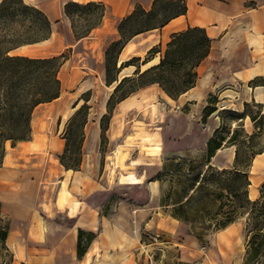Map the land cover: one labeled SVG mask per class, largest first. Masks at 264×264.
Wrapping results in <instances>:
<instances>
[{"label":"rangeland","instance_id":"374dc122","mask_svg":"<svg viewBox=\"0 0 264 264\" xmlns=\"http://www.w3.org/2000/svg\"><path fill=\"white\" fill-rule=\"evenodd\" d=\"M164 4L166 1L158 3L156 14L143 19L142 25L162 21L164 14L159 9ZM95 14L96 10L74 12L73 23L69 20L72 32L73 26L83 31L87 19ZM130 27L131 23H128L126 28ZM233 37L234 42L240 43L239 49L231 53L221 51L220 61L230 66L239 64L233 59L248 64V53L241 36ZM65 46L63 42L35 44L20 49V52L41 57L67 56L68 60L59 70L60 98L54 101V113L44 122L50 123L51 128L60 109L75 107L74 113L84 99H88L80 165L82 162V167L89 173V190L82 194L77 185L75 191L69 192L67 187L62 191L67 195L66 204L74 206L73 212L86 204L92 213L93 232L86 231L81 244L84 249L91 246V253L82 256L81 263L248 264L244 259L245 217L216 229L212 212L218 203L217 191L211 182L201 186L197 180L208 163L218 167H229L233 163L234 155L230 156L234 146L225 142L230 140L235 128L242 127L241 130L248 134L256 130L250 119H238L234 112L242 113L244 102L249 103L253 113L259 112L258 102L253 99L245 101L244 97L253 95L252 87L264 83V77H256L253 82L244 84L238 94H228L229 87L238 91L242 84L203 80L202 67H199L194 88L174 102H167L158 85L151 84L137 89L120 102H114L107 114V101L116 82L106 84L104 60L98 66L96 61L87 60L83 53H69ZM158 47L162 52L164 44ZM127 50L124 49L117 64L126 60L130 47ZM159 56L160 53L154 56L155 62ZM132 68L133 65L125 66L122 72L130 76ZM230 69L233 67H223L222 70L230 74ZM104 114H107L106 139L101 142L100 119ZM82 117L79 116L70 126L73 130L68 139L71 151L79 141ZM69 119L61 129L62 137H67ZM44 123L40 120L35 125L39 128ZM216 129L224 144L208 162L205 147ZM256 141L264 146V135ZM75 157L70 156L68 162ZM258 160L249 171L248 195L250 190L254 192L251 199L258 197L260 185L264 182V167L260 166L262 158L258 157ZM78 180L80 182V176ZM94 210L101 217L98 223ZM6 259L7 256L0 259V263L9 264Z\"/></svg>","mask_w":264,"mask_h":264},{"label":"crops","instance_id":"0c3cea01","mask_svg":"<svg viewBox=\"0 0 264 264\" xmlns=\"http://www.w3.org/2000/svg\"><path fill=\"white\" fill-rule=\"evenodd\" d=\"M23 1L46 14L51 22V31L47 39L20 46L12 53L25 54L20 52V49L35 44L52 45L63 42L66 44L64 49L69 53L70 51L75 54L83 53L87 60L96 61L100 66L104 60L106 47L120 37L119 22L130 15L137 5L149 10L155 0ZM70 1L82 4L93 1L103 5L100 22L86 36L79 39L73 35L69 27V18L63 13L64 5ZM184 1L187 6L184 14L170 19L159 28L149 29L131 37L121 49L118 59L124 49L128 51V47L130 51L126 60L135 56L141 57L152 46L165 44L172 33L188 26H198L204 28L211 38L209 53L197 67V69L202 67L203 80L242 84L238 91L229 87L226 92L238 94L243 90L244 84L256 77H264V67H262L264 66V0ZM62 33H64L63 37H61ZM233 35L241 36L249 62L244 64L233 59L234 63L239 64H232L233 69L227 74L222 69L231 66L220 61L219 56L221 51L231 53L239 49L240 43L234 42ZM154 59L143 64L141 69L156 63L152 61ZM144 65L147 66L143 68ZM134 69L133 65L132 72ZM122 71L121 69L118 78L128 76ZM208 71L212 72L211 75ZM193 88L191 87L190 90ZM252 88H254L253 95L251 93L248 98L246 94L244 100L253 99L264 104V83H258ZM256 95L259 98H256ZM59 98L60 93L57 98L35 106L31 113L29 139L17 141L14 145H11L9 140L4 143V155L0 160V214L8 221L9 226L4 241L6 249L0 248V259H5L7 256L6 260L9 264H82L84 255L91 253L89 246L83 255H77L79 231L93 232L89 206L81 205L78 211L73 212L74 206L71 203L66 204L67 195L63 193L66 187L69 188V192L77 190L75 189L77 185L82 194L84 190L87 192L90 186L89 173L82 167V162L77 170L66 169L58 157L65 146V138L60 134L61 129L72 116L75 107L69 110L60 109L52 128L50 123H44L46 117L54 113V101ZM40 120L44 124L37 128L35 124ZM51 130L54 131L50 134ZM258 157L262 158L260 166L264 167V153H260ZM94 211L98 223L101 217L96 210Z\"/></svg>","mask_w":264,"mask_h":264},{"label":"trees","instance_id":"16d2710c","mask_svg":"<svg viewBox=\"0 0 264 264\" xmlns=\"http://www.w3.org/2000/svg\"><path fill=\"white\" fill-rule=\"evenodd\" d=\"M162 1H166V4L159 9L164 14L162 21L158 24L142 25L143 19H149L156 14L157 4ZM186 9L184 0H155L149 10L137 5L130 15L119 22L120 37L112 41L104 52L106 84L111 85L116 82L107 101V114L110 113L114 102L122 101L132 92L147 85L157 84L173 100L195 85L197 67L208 55L211 47V38L204 28L198 26H188L172 33L164 44L162 52L158 47L159 44L154 45L143 58L135 56L117 66L119 53L131 37L165 25L170 19L184 14ZM94 10H96L95 17L87 19L83 31H78L73 26L76 39L86 36L100 22L103 5L93 1L83 4L70 1L64 5L63 13L71 24L74 12ZM132 22L136 23L135 27H132ZM128 23H131V27L127 29ZM50 31L51 22L41 9L23 0L0 1V160L4 155L5 141L9 140L11 145H14L17 141L29 139L31 113L35 106L59 96L61 88L59 70L67 59L65 54L41 57L12 53L20 46L47 39ZM157 53H160L158 62L141 69V66L153 59ZM128 65H134V71L130 76L118 80L120 70ZM84 100L69 119L67 137H64L65 146L58 155L60 163L66 169L77 170L80 166L83 127L88 110L86 104L88 99ZM243 105V112H234V114L238 115V119L248 116L256 130L248 134L241 130L242 127L235 128L230 140L225 142L235 147L233 163L229 167H218L208 163L197 182L201 186L211 182L217 191L215 195L218 203L212 212L215 228H223L237 218L245 217L247 234L245 263L264 264V182L260 185L256 199H250L248 196V187L251 184L249 171L253 158L264 152V146H260L256 141L260 135H264V104L256 103L259 108L258 113L250 110L248 102H244ZM107 114L102 115L100 119L101 142L106 139ZM82 115L79 141L71 151L68 139L72 137L73 130L70 126ZM217 132L216 129L214 136L208 140L205 147L208 162L215 151L224 144L217 136ZM72 155L76 157L69 163ZM7 231L8 224L0 214L1 249H6L4 241ZM84 233L79 231L78 234V256L83 255L85 251L81 247Z\"/></svg>","mask_w":264,"mask_h":264},{"label":"bare ground","instance_id":"6f19581e","mask_svg":"<svg viewBox=\"0 0 264 264\" xmlns=\"http://www.w3.org/2000/svg\"><path fill=\"white\" fill-rule=\"evenodd\" d=\"M154 58H155V57H154ZM152 61L155 62V61H156V58H155L154 60H152ZM150 63H151V62H150ZM148 64H149V63H148ZM145 66H147V65H144L143 68H144ZM262 67H264V66H262ZM254 71H255V70H254ZM254 71H253V72H254ZM249 74H250V72H249ZM252 74H253V73H252ZM249 76H250V75H249ZM249 76H248V78L251 77V76H250V77H249ZM247 80H248V79H247ZM189 90H190V89H189ZM189 90H188V91H189ZM186 92H187V91H186ZM162 93H163V95H164V97H165V99H166L167 102H174V100L171 99L169 96H167L164 92H162ZM184 93H185V92H184ZM184 93H183V94H184ZM256 98H259L258 95H256ZM230 108H231V107H230ZM246 119H249V117L246 116ZM245 121H246V120H245ZM249 122H250V121H249ZM231 148H232V153H231L230 158H232L233 155H234V151H233L234 147H231ZM262 153H264V152H262ZM258 155H259V154L255 155V157L253 158V161H252L251 167L254 166V165H256V164H258V162H259V160H258ZM253 193H254V192H253L252 190L249 191V195H248L249 198H253V196H254Z\"/></svg>","mask_w":264,"mask_h":264},{"label":"water","instance_id":"95a60500","mask_svg":"<svg viewBox=\"0 0 264 264\" xmlns=\"http://www.w3.org/2000/svg\"><path fill=\"white\" fill-rule=\"evenodd\" d=\"M120 65V64H119ZM119 65H118V67H119ZM122 78V77H121ZM121 78H118V80H120ZM251 199V198H250Z\"/></svg>","mask_w":264,"mask_h":264}]
</instances>
